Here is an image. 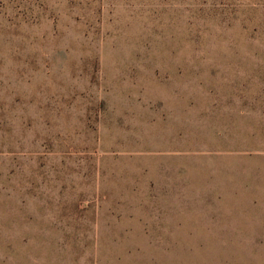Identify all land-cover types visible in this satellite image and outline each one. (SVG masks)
<instances>
[{"label":"rangeland","instance_id":"obj_1","mask_svg":"<svg viewBox=\"0 0 264 264\" xmlns=\"http://www.w3.org/2000/svg\"><path fill=\"white\" fill-rule=\"evenodd\" d=\"M0 264H264V0H0Z\"/></svg>","mask_w":264,"mask_h":264}]
</instances>
